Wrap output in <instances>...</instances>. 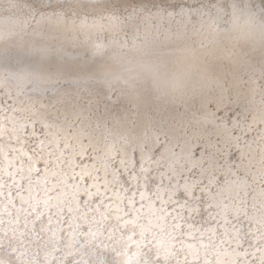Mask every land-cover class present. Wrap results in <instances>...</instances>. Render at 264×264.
<instances>
[{
  "label": "snow or ice",
  "instance_id": "snow-or-ice-1",
  "mask_svg": "<svg viewBox=\"0 0 264 264\" xmlns=\"http://www.w3.org/2000/svg\"><path fill=\"white\" fill-rule=\"evenodd\" d=\"M201 7L23 0L10 34L38 39L35 53H0V264H264V50L257 73L251 54L210 38ZM248 7L264 18V0ZM130 31L154 33L161 58L215 81L189 125L209 146L235 147L247 172L207 201L195 199L185 162L199 143H161L153 122L134 131L100 106L102 94L131 95L111 86L115 58L88 49ZM241 97L243 120L231 111Z\"/></svg>",
  "mask_w": 264,
  "mask_h": 264
},
{
  "label": "bare ground",
  "instance_id": "bare-ground-1",
  "mask_svg": "<svg viewBox=\"0 0 264 264\" xmlns=\"http://www.w3.org/2000/svg\"><path fill=\"white\" fill-rule=\"evenodd\" d=\"M45 3L49 0H44ZM86 2H103V0H86ZM118 2V0H117ZM191 3L192 0H189ZM202 7L197 15H210L211 21L205 25V31L211 27L210 38H228L238 51L251 54L254 59V71L259 73V53L264 50V18L248 7L259 0H198ZM23 0H0V53L15 56L18 52L35 53L34 33H21L18 30L10 34L13 25L22 15ZM245 5V7H241ZM197 28L200 21H192ZM111 30V29H110ZM162 43L154 33H123L107 46L105 50L88 49L89 59L93 57H114L111 86L129 93L131 96L118 99V93L112 94L111 100L100 97V106L107 108L110 119L129 124L134 131H140L147 122H153L160 130L161 143L168 145L184 144L191 141L199 143L202 152L198 159L187 160L196 171L192 172V188L196 191L195 199L201 194L207 201L217 194L224 184L241 178L247 172V163L242 160L236 148L220 140L211 146L199 139L200 131L189 125L188 118L206 107L208 99L201 96L212 88L215 81L211 76L198 71L194 65L178 64L163 59L159 55ZM83 55V52L80 53ZM136 56L139 66L129 64L121 57ZM109 87V83H104ZM231 111L241 120L245 114V101L241 97L233 103ZM227 115V113H226ZM222 178V179H221ZM208 204L201 205L206 213Z\"/></svg>",
  "mask_w": 264,
  "mask_h": 264
}]
</instances>
